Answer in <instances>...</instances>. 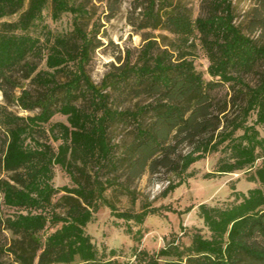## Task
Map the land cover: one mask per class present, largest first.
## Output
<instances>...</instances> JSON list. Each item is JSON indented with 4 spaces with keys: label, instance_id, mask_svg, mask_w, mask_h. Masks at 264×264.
Here are the masks:
<instances>
[{
    "label": "trees",
    "instance_id": "trees-1",
    "mask_svg": "<svg viewBox=\"0 0 264 264\" xmlns=\"http://www.w3.org/2000/svg\"><path fill=\"white\" fill-rule=\"evenodd\" d=\"M250 1L245 33L232 0H200L195 18L185 0H138L140 20L132 25L172 38H145L134 57L118 59L96 85L85 68L101 44L98 30H87L83 4L0 0V21L18 16L0 22V92L9 100L11 89L29 81L36 92L21 90L15 101L38 110L24 118L0 106V173L7 174L0 178V206L13 210L0 212V264H264V139L256 129H264V0ZM48 9L54 21L71 14L72 29L53 33L43 22ZM197 45L208 80L191 59ZM249 76L254 86L244 81ZM225 87L231 96L222 102L216 93ZM241 101L238 118L225 124L228 106ZM55 115L66 124H51ZM252 115V125L244 126ZM50 138L60 141L57 151ZM184 144L193 148L176 162ZM223 144L227 158L217 173L244 172L258 186L224 208L199 205L207 236L184 230L187 244L173 236L149 252L139 248L138 230L126 262L115 258L116 250L96 248L86 227L99 209L138 226L154 213L117 211L107 192L121 189L120 172L128 181L160 169L185 172ZM54 166L72 186H53Z\"/></svg>",
    "mask_w": 264,
    "mask_h": 264
},
{
    "label": "rangeland",
    "instance_id": "rangeland-1",
    "mask_svg": "<svg viewBox=\"0 0 264 264\" xmlns=\"http://www.w3.org/2000/svg\"><path fill=\"white\" fill-rule=\"evenodd\" d=\"M235 10V23L243 29L245 33L247 24V13L252 6L250 0H232ZM83 4L89 16L86 19L87 30H98L97 39L101 46L90 56L86 65V73L90 80L98 85L103 77L111 69V65H118V59L124 61L129 52L131 57L143 44L145 38H152L157 42H162V37L172 38V36L161 30H140L133 23L138 24L139 12L136 9L138 0H77ZM187 7L191 10L193 18L201 14L200 0H185ZM111 8V9H110ZM17 15L3 19L1 21H14ZM72 15L63 14L57 21L51 19L50 9L44 12L43 22L53 33H66L72 29ZM0 21V22H1ZM166 42V41H164ZM197 43V42H196ZM196 71L200 72L208 80V61L205 54L197 45L191 57ZM43 68V64L38 69ZM250 86H254L256 78L249 76L244 79ZM21 90L36 92V86L29 81L19 82V87L10 90V99L6 100L0 92V106L6 107L13 114L21 117L34 116L38 110L29 112L23 110L15 99L20 95ZM220 101L229 100L231 93L228 89L222 88L216 93ZM242 101L236 106H228L227 119L225 124L238 118ZM222 116V115H221ZM254 116L252 115L244 126L252 125ZM61 122L66 124V118L55 115L51 119V124ZM50 125H46L48 128ZM223 123L219 130L222 129ZM260 138L264 139V129L256 127ZM243 134L242 129L235 132V137ZM3 130L0 128V144ZM122 135H118V141L122 140ZM44 142V139L41 140ZM49 144L57 151L60 141L49 139ZM29 143V142H28ZM226 144V143H225ZM221 145L216 152L206 154L202 159L193 163L185 172L160 169L154 175L145 174L135 180L128 181L125 173L118 174V182L121 186L116 192L110 190L107 197L112 200L117 211H129L139 213L146 209L153 211L144 220L142 225L134 222H125L114 217L110 210L101 208L94 215L91 223L86 227V233L91 237L96 248L105 254L110 250H116L120 262H126L131 256V250L136 243L133 241V234L138 230L141 232L139 248L149 252H156L161 249L167 240L173 236L180 238L187 244L188 237L182 235L184 230L187 234L193 229L200 230L205 236L208 235L202 219L199 217V205L205 204L209 207L224 208L234 202L235 194H246L248 190L257 187V184L248 182L244 172L233 174H219L217 167L220 160L226 159V151ZM193 146L184 144L178 148L175 161L178 156H184L192 150ZM260 160L257 165L260 164ZM6 178V173H0V178ZM52 184L55 188L72 186L69 176L60 167L54 166ZM172 185L173 189L165 191ZM62 194V193H61ZM59 194V195H61ZM58 195V196H59ZM0 212L6 216L13 213L12 209L0 206ZM127 228L131 229V234L127 233Z\"/></svg>",
    "mask_w": 264,
    "mask_h": 264
}]
</instances>
